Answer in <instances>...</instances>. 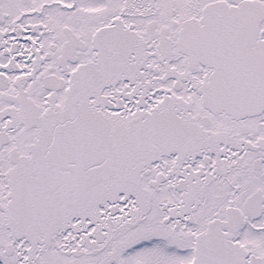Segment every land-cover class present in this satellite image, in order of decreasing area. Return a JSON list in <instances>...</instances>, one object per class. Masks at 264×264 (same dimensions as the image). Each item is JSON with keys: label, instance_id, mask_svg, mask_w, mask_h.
<instances>
[{"label": "flooded vegetation", "instance_id": "flooded-vegetation-1", "mask_svg": "<svg viewBox=\"0 0 264 264\" xmlns=\"http://www.w3.org/2000/svg\"><path fill=\"white\" fill-rule=\"evenodd\" d=\"M256 90L264 0H0V264H264Z\"/></svg>", "mask_w": 264, "mask_h": 264}, {"label": "water", "instance_id": "water-1", "mask_svg": "<svg viewBox=\"0 0 264 264\" xmlns=\"http://www.w3.org/2000/svg\"><path fill=\"white\" fill-rule=\"evenodd\" d=\"M225 14H227L225 12ZM224 14V15H225ZM214 18L216 21L217 16V6L215 4L207 6L203 11V17L201 21L204 23L209 22L210 18ZM256 21L258 22V15H256ZM195 31V33H200L201 28L198 21H187L180 32L179 44L182 51H185L187 46L190 44V32ZM195 49L199 48V45L191 44ZM263 46L256 45V48H261ZM252 91V90H251ZM255 95V96H254ZM211 97V96H210ZM215 98L211 97V102H214L215 109L223 110L221 104L228 106V110L224 109L227 113L231 115H243L244 113L253 112L259 110L262 105H264V93L259 96L258 91L250 93H236V99L234 101H218L219 94H214Z\"/></svg>", "mask_w": 264, "mask_h": 264}]
</instances>
